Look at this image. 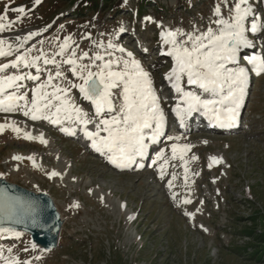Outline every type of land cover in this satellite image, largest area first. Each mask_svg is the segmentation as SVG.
Listing matches in <instances>:
<instances>
[{
  "label": "rangeland",
  "instance_id": "374dc122",
  "mask_svg": "<svg viewBox=\"0 0 264 264\" xmlns=\"http://www.w3.org/2000/svg\"><path fill=\"white\" fill-rule=\"evenodd\" d=\"M7 1L0 0V14L7 11L4 23L11 27L0 36L12 39L10 35L14 34H39L30 46L18 52L52 57L67 36L79 45L78 53L83 49L91 54L96 50V41L118 45L117 31L121 26L126 28L125 16L131 14V29L133 23H145L142 34L149 39L147 61L166 45L162 32L215 29L213 9L220 2L155 0V5L162 6L159 16L145 5L143 15L135 17L132 9L138 0H124L125 7L111 18L106 14L99 21L85 15L72 23L66 19L74 21L75 0H40L39 4L35 0H11L6 6ZM250 4V18H264V0H250ZM19 7H24L25 13L11 11ZM222 12L226 15L228 9L222 6ZM17 23L19 27L12 29ZM170 47L167 45V49ZM115 55L123 56L119 52ZM169 61L172 57L168 56L149 67H166L168 70L161 73L166 77L171 71ZM247 63L243 59L241 67L246 69ZM159 71L153 69L161 81ZM65 75L69 81L80 82L70 73ZM254 81L249 101L253 118L246 130L234 135L188 134L183 142L179 134H173L170 137L179 139L168 144H177L176 158L168 154L163 163L138 178L134 172L109 169L40 121H31L23 114L17 122L8 120L7 113L0 116V125H14L21 130L17 133L5 127L0 131V176L28 190L48 193L63 222L61 245L51 252L44 253L28 237L11 232L0 238V251L21 264H264L235 249L250 242L239 233L244 226L264 229V74ZM253 111L261 112V116ZM25 133L34 138L26 139ZM41 136L45 142H41ZM15 156L22 159H13ZM213 158L218 162L213 163ZM52 172L59 175L51 176ZM158 174L161 183L151 180ZM185 199L191 203L185 204ZM250 215L256 218V225H252Z\"/></svg>",
  "mask_w": 264,
  "mask_h": 264
},
{
  "label": "snow or ice",
  "instance_id": "6c2138e0",
  "mask_svg": "<svg viewBox=\"0 0 264 264\" xmlns=\"http://www.w3.org/2000/svg\"><path fill=\"white\" fill-rule=\"evenodd\" d=\"M35 2L39 4L40 0ZM222 6L228 9L226 15L222 12ZM11 11L25 13L24 7ZM213 14L217 17L214 21L217 25L215 29L209 27L203 32L192 33L176 29L161 33L164 44L171 46L165 54L175 61L166 79L171 82L175 92L180 93L173 110L181 121L193 113H199L221 127H233L245 95L248 77L245 68L233 69L229 65L237 62L240 48L253 46L247 33L264 31V18L257 15L256 19L248 22V18L253 15L250 0H220L214 7ZM6 18L7 11L0 14V33L11 27L4 23ZM119 31L124 32L126 29L121 26ZM7 43L0 39V57L11 55V51L3 47ZM78 47L72 36H67L59 45V51L52 57L42 54L29 59L26 55H17L8 63H0V112L12 113L19 110L34 121L48 120L52 124H61L62 121L69 120L83 125L84 135L92 141V147L96 151L109 154L110 162L117 167H127L134 162L136 156H144L148 147L146 140L156 144L159 142L158 137L164 134L166 117L160 106V98L149 73L138 60L115 55L116 52L124 53L123 47L110 41H96V50L91 54L83 49L78 53ZM132 55L131 52L127 53L129 58ZM56 56L62 59L58 61ZM41 61L44 66L51 65L53 68L41 67ZM248 63L253 65L257 74L264 73V57L252 56L248 58ZM63 65L68 67L63 68ZM23 68H33L36 74H7L9 69ZM44 72H47V76L42 80L41 73ZM66 72L77 77L80 82L67 80ZM185 77L188 85L200 90L199 94L184 90L181 81ZM26 80L39 82L31 89V100L28 90L20 91L27 89L24 84ZM72 89H76L94 106L95 117L105 113L113 115L99 120L90 117L72 102L69 95ZM89 124H93L96 130L88 131ZM5 127H12L17 133L21 131L14 125H0V131ZM61 130L74 134L68 129ZM145 130H149L151 134H146ZM101 132L107 135L101 136ZM24 137L34 138L30 133H25ZM39 139L45 142L42 136ZM168 139L178 140L179 137ZM188 147L185 146L186 149ZM158 155L162 157L163 150ZM172 158H176L175 145L172 147ZM13 159L20 160L22 157L15 156ZM28 159H33L35 164L34 158ZM216 162L217 159L213 158V163ZM50 175L56 176L59 173L52 172ZM171 186L169 183V187ZM183 202L191 203L188 199ZM9 232L17 237L20 235L14 229L0 228V238ZM8 252L11 253L12 249L9 248ZM0 261L3 264H21L16 258L5 256L3 251H0ZM23 264L30 262L25 261Z\"/></svg>",
  "mask_w": 264,
  "mask_h": 264
},
{
  "label": "water",
  "instance_id": "95a60500",
  "mask_svg": "<svg viewBox=\"0 0 264 264\" xmlns=\"http://www.w3.org/2000/svg\"><path fill=\"white\" fill-rule=\"evenodd\" d=\"M61 223L48 195L0 179V228L23 231L50 251L56 247Z\"/></svg>",
  "mask_w": 264,
  "mask_h": 264
},
{
  "label": "trees",
  "instance_id": "16d2710c",
  "mask_svg": "<svg viewBox=\"0 0 264 264\" xmlns=\"http://www.w3.org/2000/svg\"><path fill=\"white\" fill-rule=\"evenodd\" d=\"M98 0H83L82 3H86V5H92V3L97 2ZM113 0H104L105 3H109ZM251 216V220L253 221L252 225H256V218ZM249 216V217H250ZM240 234L242 236H247L250 239L249 244L246 245L247 248L238 247L237 250L244 252L245 256L248 259H254L256 261H264V229L256 231L255 228L244 227L242 228Z\"/></svg>",
  "mask_w": 264,
  "mask_h": 264
},
{
  "label": "bare ground",
  "instance_id": "6f19581e",
  "mask_svg": "<svg viewBox=\"0 0 264 264\" xmlns=\"http://www.w3.org/2000/svg\"><path fill=\"white\" fill-rule=\"evenodd\" d=\"M13 38L12 39H5V38H0V39H5L7 42H9V44H5V46H4V48H5V50H7V49H9V45H11V48L10 49H12V50H14V49H16L17 50V47L19 46V45H21L22 44V42H19L20 40L18 39L17 40V37H15V36H12ZM11 40V41H10ZM35 125V124H34ZM125 175V174H124ZM130 176V175H129ZM132 176V175H131ZM140 180H142V179H140ZM142 184V183H141ZM150 184V183H149ZM145 185V184H144ZM147 185V184H146ZM141 186V185H140ZM142 187V186H141ZM149 187V186H148ZM128 188V187H127ZM143 189V188H142ZM151 189H153V188H151ZM155 190V189H154ZM142 193V192H141ZM144 194V193H143ZM153 195V194H152ZM151 195V196H152ZM149 197V196H148ZM168 208H170V206L168 207Z\"/></svg>",
  "mask_w": 264,
  "mask_h": 264
}]
</instances>
